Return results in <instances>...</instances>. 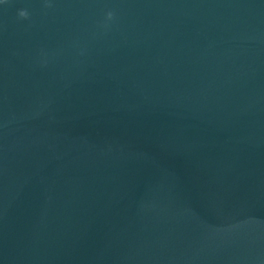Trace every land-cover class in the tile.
<instances>
[{
	"label": "water",
	"instance_id": "water-1",
	"mask_svg": "<svg viewBox=\"0 0 264 264\" xmlns=\"http://www.w3.org/2000/svg\"><path fill=\"white\" fill-rule=\"evenodd\" d=\"M0 264H264V0L0 3Z\"/></svg>",
	"mask_w": 264,
	"mask_h": 264
},
{
	"label": "clouds",
	"instance_id": "clouds-1",
	"mask_svg": "<svg viewBox=\"0 0 264 264\" xmlns=\"http://www.w3.org/2000/svg\"><path fill=\"white\" fill-rule=\"evenodd\" d=\"M0 3H4V4H7L8 3V0H0ZM18 16L22 19H27L28 16H29V13L27 12V10H24V9H21L19 10L18 12ZM107 19L108 20H111L113 19V13L111 11H109L107 13Z\"/></svg>",
	"mask_w": 264,
	"mask_h": 264
}]
</instances>
